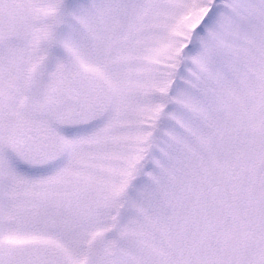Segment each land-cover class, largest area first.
Here are the masks:
<instances>
[{"label":"snow or ice","instance_id":"1","mask_svg":"<svg viewBox=\"0 0 264 264\" xmlns=\"http://www.w3.org/2000/svg\"><path fill=\"white\" fill-rule=\"evenodd\" d=\"M0 264H264V0H0Z\"/></svg>","mask_w":264,"mask_h":264}]
</instances>
